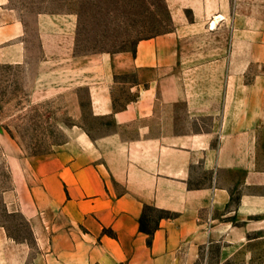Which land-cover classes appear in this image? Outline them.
Listing matches in <instances>:
<instances>
[{
    "label": "crops",
    "instance_id": "0c3cea01",
    "mask_svg": "<svg viewBox=\"0 0 264 264\" xmlns=\"http://www.w3.org/2000/svg\"><path fill=\"white\" fill-rule=\"evenodd\" d=\"M164 2L167 31L84 53L78 11L0 0V67L72 118L46 156L0 131V264H207L214 249L223 264L245 248L252 264L264 249V0Z\"/></svg>",
    "mask_w": 264,
    "mask_h": 264
},
{
    "label": "rangeland",
    "instance_id": "374dc122",
    "mask_svg": "<svg viewBox=\"0 0 264 264\" xmlns=\"http://www.w3.org/2000/svg\"><path fill=\"white\" fill-rule=\"evenodd\" d=\"M52 8L78 11L79 50L84 53L129 51L139 40L171 27L164 0H53ZM31 90L21 71L0 67V131L12 137L26 158L55 153L67 141L72 121L63 95ZM0 182L3 187L11 182V173L4 165L0 167ZM146 215L152 226L162 213L148 210ZM12 222L28 233L24 222ZM207 264H220L217 249ZM223 264H246V248ZM252 264H264L262 247L254 253Z\"/></svg>",
    "mask_w": 264,
    "mask_h": 264
},
{
    "label": "trees",
    "instance_id": "16d2710c",
    "mask_svg": "<svg viewBox=\"0 0 264 264\" xmlns=\"http://www.w3.org/2000/svg\"><path fill=\"white\" fill-rule=\"evenodd\" d=\"M143 223V222H142ZM143 226V225H142ZM143 228V227H142Z\"/></svg>",
    "mask_w": 264,
    "mask_h": 264
}]
</instances>
